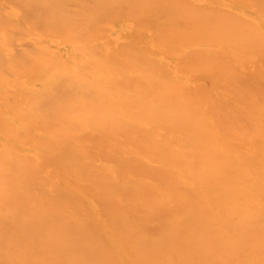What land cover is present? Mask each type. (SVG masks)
<instances>
[{
    "label": "bare ground",
    "instance_id": "bare-ground-1",
    "mask_svg": "<svg viewBox=\"0 0 264 264\" xmlns=\"http://www.w3.org/2000/svg\"><path fill=\"white\" fill-rule=\"evenodd\" d=\"M0 264H264V0H0Z\"/></svg>",
    "mask_w": 264,
    "mask_h": 264
}]
</instances>
